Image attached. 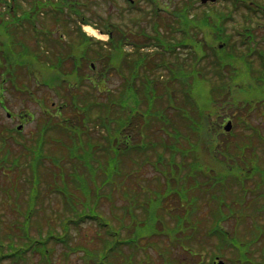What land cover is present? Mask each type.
Instances as JSON below:
<instances>
[{"label": "rangeland", "instance_id": "374dc122", "mask_svg": "<svg viewBox=\"0 0 264 264\" xmlns=\"http://www.w3.org/2000/svg\"><path fill=\"white\" fill-rule=\"evenodd\" d=\"M21 1L22 4L26 3L25 6L29 7L28 2H26L25 0ZM185 1L187 2L189 0H173V2H170L168 4L170 5V8L173 9L174 7ZM110 3L111 0L107 4H103L97 1V10L104 12L107 15H112L114 19H118V15L116 13L117 11L110 7ZM197 5H199V3H197ZM221 5L222 0H219V3L216 5V7L220 8ZM205 9L206 8H204V10ZM201 11H203V9H201L200 12ZM22 19L25 20V18ZM22 19H18L14 22V34L12 35V37H8L4 28L0 26V38L4 40V42H6L5 47L9 50V59L4 58L0 60V64L3 65V70L0 76L4 79L8 75L10 64L18 66L20 68V71H24L26 67L31 66L35 68L33 71L34 80L38 83H42L47 72L46 62L48 56L46 54L51 51L50 47L45 43V40L47 38L54 39L56 36H58L56 34L57 30L51 29L48 26L45 27V29L43 30V34L41 35L42 44L38 45V43H36V45H33L30 43V40L32 38L36 40L39 38L38 29L24 30L26 23ZM48 20L51 22L50 25H55V23H53L55 22L54 20ZM124 20L127 23L131 24V19L129 20V18H124ZM237 21L238 18L235 23ZM231 26L232 25L229 24V31L231 29ZM259 33H261V31H259ZM68 34L69 32H66L67 36ZM23 45L26 46V48L28 49V53H26V55H24L22 51ZM35 54H38L39 57L35 56ZM20 71L19 73L22 76L21 78L23 79V81L26 83V87L29 88V90H32L31 92L34 93V96L36 97L35 101L42 99V97L46 100V103L47 101H52V103L46 104L45 107L43 105L42 107H40L38 103L32 102L34 101L32 97L30 98L32 100L28 101L26 100L25 95L19 96V94L11 93V91H8L6 89L5 104L10 111L14 112V114H17L19 111H25L29 109L35 113L34 119L30 122H26V125L22 130L23 135H28L29 137H31L32 133L39 129V127L41 126L40 124L43 121V113L45 112L52 114L54 112L53 108H55V106L53 105L54 107H51V105L57 100V98L55 95L52 94V91L51 89H49V87L42 84L36 85L34 81L27 77H24L22 71ZM208 71L209 77H211L212 79L208 77H196L193 79L190 78L188 80V88L190 90V102L194 105V108L188 107L186 109L190 112L191 116H194L195 113L199 112L200 110H203L204 107L211 108V106L213 105L212 100L216 94V99L218 98L220 99V101H225L221 105H218V114H220L222 107L226 108L223 109V112L226 114L238 113L239 118H235L234 120L237 122V124L235 126H232L230 131H233L235 134H240L235 136L229 144L228 142L231 139V134L227 135L226 137L225 133H229L230 131L225 132L222 130L223 133L221 132V134H219L221 137L219 138L221 142L228 140V142L222 143V145L224 147L226 146L227 148V150L225 151L221 150V148H215L217 145V139L213 135L208 133L206 125L199 127L200 143L206 145L209 151L214 153V155L216 156L213 157L211 155L212 153L206 151L205 147L202 146L203 155H201V158L203 159V162H208L206 164L216 168L215 174L220 175L224 178L222 183H226V178L228 176L233 177L232 182L228 183L230 184V188L228 189V191H225V196L229 202L232 200L228 199V197L235 198V200L238 202L236 205V210L238 211V214H236L233 218H230L229 220L223 222V226L228 229L231 234H233L232 238L239 239L240 242H244L247 244L249 240H253L254 242H256V244L251 246V251H247V259L242 261L238 260V264L260 263L261 261H264V88H259L252 82L246 80V75L242 73L243 78H241L240 80L238 77H235L234 84L237 85L238 83L243 82L245 80L248 81V84H244L245 86L242 90H239L236 86L233 85L234 96L231 97L229 95L231 99H229L228 101L234 99V102H227V97L221 95L218 87H216L219 84L214 78L213 69H209ZM151 74L152 76H160L164 73L158 71L151 72ZM117 82L118 79L113 78L112 83H110V87L114 88L118 84ZM17 87H19V85H17ZM2 94L3 90L0 87V99L2 97ZM243 105L246 107H244ZM204 111H206V109ZM173 115L175 114H171V119H173ZM214 120H216V118L213 115L210 119L211 124H214ZM245 121H248L250 125H259L260 127H256L254 130L247 132L245 137L244 133L241 134V132L245 131V127L243 126L245 125ZM217 122H219V120ZM0 123H4L10 128H15L18 124V121L6 118L5 112L1 110ZM191 127H198V125L196 123H193L191 124ZM0 131H4L3 128L0 127ZM51 134L58 135V132L52 131ZM235 134H233L232 136H234ZM160 136L161 133L158 138H160ZM244 139L247 140L245 141ZM20 140L21 139L19 137L18 141ZM66 143L67 144L62 143L60 146H58V149H55L52 154L56 155V157H59L62 153V149L70 152L71 141H68ZM54 147L57 148V146ZM16 148H18L16 145H11L12 151L18 153V151H16ZM217 157H219V160H217ZM21 160H23V158H21ZM63 160L64 157L59 158L58 162L56 163V166L54 165V167L59 171V173L61 172V169L63 167ZM29 162L30 165L34 167V162L31 159ZM215 162L218 165H216ZM74 165L75 163L71 164V169H74ZM196 167L197 168H194L193 171L199 172L198 175L201 177L204 176L203 172L207 174L210 173V169L208 167H205L204 165L199 166L197 164ZM42 168L43 167H40V173ZM69 168L70 165H67L65 170ZM2 169L3 168H1L0 170ZM123 169L124 174L126 177H128V179H126V177H124L123 179H117L115 181L116 184L111 185L114 188L113 190L109 188L111 186L106 187L105 192H107L109 198H105V196H102L97 207L99 209L98 211L100 213L105 214L107 218H110L112 223L117 227L120 228L122 224H125L126 228L122 230L123 232H128L129 230H134L135 227L137 229H141L142 225L139 223L140 221H138L141 218L137 219V217L125 216L122 211V206L124 204L127 206V204H129L133 199L131 197L128 200L127 198L126 200H124L122 198V194L117 192L116 189L119 188V186H121L122 183L125 182L129 183V185H134V177L136 176L134 172V174H132L133 176L130 175V166H128L127 164L124 165ZM243 169L246 170V173L242 172ZM3 170L7 173V175H5L4 172L0 171V219L2 220V222H4L5 231L14 234V237H18L20 232L16 226L17 220L20 219V215L18 214L17 210L10 209L11 199L10 197L6 196V191L8 189L15 188L20 193H22V198L19 203L23 207L28 185L26 177L27 175L25 170H13L14 173L10 178L11 170H9V167L8 169ZM151 175H153V173L148 167H146L145 171L141 170V172L138 174V176L141 178V180H139V188H144L150 184L149 181L143 178ZM49 177L50 176L48 175V173H45L44 193L40 199L39 206L37 207V211L35 214V219L33 221V228H36L38 225L42 226L43 232H45L47 228L53 230L56 229L61 216H63L64 213H68V210H66L61 204L62 202L60 197L50 191L52 180L49 179ZM184 177L185 178L183 179V185H185V188H189L193 177ZM257 177L262 180V183L258 190V192L261 193L257 194L255 197H250L252 194L251 192H249L250 194L248 193L246 194L247 196H245V194H243V192L240 191L238 188H249V182H255V178ZM134 191V193L136 194L139 193L136 189ZM207 191L208 189H206V192ZM192 195L197 197V203L194 204V208H191L192 210H194V213L189 210L187 212L188 217H184L185 220L189 218H196L201 223L200 233L198 232L196 234L195 239L192 240V245H189L187 243V241L189 240H184L185 235L183 232L178 231L175 236L173 235V232L176 227L172 226L175 223V220L171 216L169 218L167 216L166 220L168 221V227L169 229H172L170 237H156L157 239H154L152 237V242L150 243L147 240L140 239V246H138L139 248L136 246L123 247L121 250L123 253L120 255H118L117 253L118 256L116 255L112 257L110 259V262L112 264H212V260L214 259L211 257L210 253L212 254L213 252H216V246H219V238L218 236L216 237V235L213 236L212 232L214 230L221 229L220 222L210 228V232L208 233L207 237L205 235V228H208L209 225H211L212 223L210 221L215 216L214 206L216 204L214 203V201L207 199L205 194L198 191V189L193 191ZM79 198H81V195H79ZM175 202L178 203L179 201L177 198H174L172 196V199H170L167 204L171 205V207L173 208V206L176 204ZM188 208H190V206ZM220 212L223 213L224 210L220 208ZM136 213L139 217H143V213L139 212L138 210ZM196 223H198L199 225V222ZM6 228L9 230H6ZM101 235L102 232L98 231V228L95 224H90V222H86L85 224H81L78 228L71 230L70 243L72 244V247L83 246L92 249H97L100 248L99 239ZM103 238L105 237L103 236ZM151 244L152 246H154V248L151 247ZM54 247L55 254L58 255V257H56L55 264H82L83 253L81 251L71 253L67 256V259H64L63 247L57 245H54ZM223 250H225L226 254L229 255L228 257L237 258L235 249L226 246L225 248H223ZM162 257H165L164 261ZM221 260L224 261V264H226V261L229 262V260H225L223 258ZM35 261L36 259L33 258L31 264H36ZM27 264H30V261H28Z\"/></svg>", "mask_w": 264, "mask_h": 264}, {"label": "trees", "instance_id": "16d2710c", "mask_svg": "<svg viewBox=\"0 0 264 264\" xmlns=\"http://www.w3.org/2000/svg\"><path fill=\"white\" fill-rule=\"evenodd\" d=\"M218 22V21H217ZM164 26V28L166 29L165 34L167 36L170 35V28H175L177 27V25L179 24L178 22L176 23V21L173 22V20H169L168 21H164L162 22ZM189 24H192V22L190 21ZM187 22H185V25H189ZM171 25V27L169 26ZM197 26L202 27L203 26V22L199 21V24H197ZM201 47H205L204 44L200 43ZM236 46V45H235ZM229 47V46H228ZM232 47V46H231ZM235 47H233L232 50H234ZM204 49H209L208 46ZM120 50H118V48H114L113 51H111L108 55V59H118L120 58V56L118 55ZM242 53V52H241ZM234 55L237 56V50L234 51L233 55H228V57H225L226 54L220 58H224V60H220L219 59V64H222V62H225L226 64V68H230V69H234V66H230L229 62H231V60L233 61ZM130 59V58H129ZM161 61V60H160ZM146 63V64H145ZM145 63L142 64H134V69H139L142 67H146V69L150 70L152 68V65L150 64V61H147ZM128 64V63H127ZM117 66V65H116ZM132 67V64L131 66ZM253 68V67H252ZM251 66L247 67V71L249 72V76L253 75H257L259 72H253L252 71ZM258 70H260L261 68H257ZM252 72V73H251ZM239 75V74H238ZM13 79L12 81L15 83L17 82L16 80V74H13V77L11 78ZM259 81L256 80V83L258 84ZM147 84V81L143 82V87L145 88V85ZM161 88H163L165 91V94L162 96V99H160V101L157 102V104L159 105V109L163 110V108L166 106V103H169V100L166 96V89H168V85L165 86H161ZM146 89V88H145ZM61 90L63 92H67L66 87L64 85L61 86ZM93 92V93H92ZM89 91L87 92V95H83V94H77V101L75 102V95H72L70 92H67L68 94H60L61 98H62V102H64V106H67L64 109V112H70L68 115H66L64 112V116H67V118L64 120V123H66L69 128H70V151H72L73 154L78 155L80 158H82L84 160V163H86L89 167H86V169L89 171V169L93 168L92 162L97 163V166H101L100 164V157L101 152H108L107 147L102 144V138L99 140H94L96 143H100L102 144V147H98V145L96 143H88L85 141V139L83 140L82 138H84L83 136H81L80 134V121L83 119L84 117H90L92 115H94L93 117H90L89 120H91V125H96V124H100L101 125V115L102 113L105 111L103 109V107H106L107 105H105L104 103L102 104L100 102L99 105H97V96H96V92L95 91ZM140 94V98L141 99H145V96L142 94V90L139 91ZM119 96H111L108 99V105L110 106V115L114 118L117 119H121L120 118V113H124L122 111H120L118 108V101L116 100ZM97 105V106H96ZM68 109V110H67ZM194 111V110H192ZM126 116H128L129 118H126L124 120V124L121 125L119 123V121L117 120V122L114 124L113 129H111V135H110V139H111V144L109 146V149L115 154V155H125L130 156V160H135L134 157H138L141 158L143 157V155H146V150L148 148H151L150 150H153L155 154H157V158L159 160L165 159V153H160L159 150L161 149V140L162 139H167V140H172V135L176 134L177 132H180V136L179 138L177 137L178 140H181V136H182V128H186L185 124L187 123V119H192L191 122L197 121V119L195 118V114L194 116H190L189 113L187 111H178L177 113H175V115H173V119H166L163 122H160L159 120H152L149 121L147 119H145L143 117L142 114L139 113H133L132 116H129L128 113H125ZM95 117H98L97 120H95ZM81 119V120H80ZM84 124V120L82 121ZM193 123V122H192ZM87 127V125H86ZM133 130V137H132V141L136 142L137 147L140 149L143 146H146L145 149L143 151L137 149H129L128 151H125L126 148L129 147V145H123L120 141V137L119 135L122 134L123 132H128V131H132ZM186 131L189 132V130H192L191 126L189 125V128L185 129ZM177 131V132H176ZM60 134L63 131H60ZM160 138H158V136L160 135ZM79 137H81L82 139V144L80 145H76L74 143H72L73 141H75L76 139H78ZM60 138V139H59ZM67 138V139H66ZM155 138V139H154ZM3 137L0 134V156H1V160L3 163H6L12 167H17L19 170H25L28 173H32V174H40V167H43L42 169V173H44L46 171V166H44V164L41 163L40 161V157L42 155V153L44 155H51L53 153L52 151V147L51 144L44 146L46 144H48V140H46L45 138H43L41 135H37L34 137L35 139V144H32L31 146H25L23 145L25 148H23V150L25 151H18V153L13 152L11 149V145L8 141H3L2 140ZM54 139H59V140H64L68 142V135H61L60 137H55ZM129 139L131 140L130 137H128V139H126V143H128ZM160 140V141H159ZM45 142V143H44ZM86 142V143H85ZM166 142H163V144ZM60 144V143H59ZM67 144V143H64ZM154 144V146H152ZM168 144V143H167ZM174 144V143H173ZM61 145V144H60ZM58 145V146H60ZM155 148V149H153ZM64 149H62L63 151ZM132 150V151H131ZM166 150V149H164ZM158 151V152H157ZM152 153V154H154ZM184 153V152H183ZM24 155L22 157L18 156V155ZM170 157H169V161L173 162V153H170ZM66 155L68 156V153L66 152ZM122 155V156H123ZM185 156V153L183 155V157ZM21 158H23V160H21ZM30 158L33 162H34V167H32L30 165ZM187 158L185 159H181V161H186ZM137 161V160H136ZM115 163V158H111L110 160V165H114ZM84 165V164H83ZM85 166V165H84ZM170 168L173 170H176V173L178 172L177 167H176V163L174 165H170ZM114 167H107L104 168V172L107 175L108 179L107 182L110 184L112 181H116V179H118L119 177L122 176V178L126 177L124 175V173H119V176L116 175L114 171ZM29 170V171H28ZM48 170V169H47ZM102 173L105 177L106 175L103 172H99ZM188 175V172H187ZM155 179V177H154ZM176 179L173 180V182ZM177 180H179L178 183L176 184H172V187H170L167 191V194L165 196H163L162 193H160L159 191L162 190V188H160L157 184V180L155 179V188H152V190L149 188V192L151 193L149 194V197H144L142 200L143 202L139 201V193H134L135 191V185L137 184V182H135V184H131L129 185V183L125 182L122 183L121 186H119V188L116 189L117 192L122 194V198L124 200L130 199L132 197V201L127 204V206L124 204L122 206V209H124V214L125 216H129V217H136L137 219H139L138 221H140L139 223L142 225L141 229H137L136 227L134 228V230H129L128 232H121L124 236L125 239L131 238V240L128 241H120L119 239L116 240L113 243V246H111L108 250L111 251L113 249H116L117 246H121L122 244H129V247H133V245H131V243H134V239H142V240H147L149 243L152 242L151 236H154L155 234L160 235V237L164 236L166 234V231L169 229L168 224H167V216L168 218L171 216L172 218H174L175 222H188V223H184L180 230L184 233L185 237L187 240V243L190 245H192V240L195 239L196 234L201 230L200 227V221H198L196 218H192V219H187L184 220L182 218V216L180 215L182 209H183V204H181L180 202L176 203L174 205V209H172L171 205H168L167 203L169 202V200H166V197L169 196H173L174 198L179 199L180 201H185L186 197H187V203L190 205V211L192 213H194V210H192L191 208H194V204L197 203V197L192 195V192L195 191L196 189H198V191L202 192L203 194H205V196L207 197V199L212 200V199H216L219 197V193H221L222 191L225 193L226 190H228L230 188V186H228L227 188H220L218 189V185H214V183L212 181H207L206 179H202V177H200L199 175H194L193 180H192V184L190 183L189 188H185V185H183V180H181V178H178ZM262 180H260L261 182ZM111 185V184H110ZM138 187V186H136ZM110 189H114L112 186L110 187ZM206 189H208V191L206 192ZM140 190V189H139ZM205 190V191H204ZM259 189H257L258 191ZM157 191V192H156ZM256 191V192H257ZM261 192H258L257 194H260ZM135 194V195H132ZM37 192L34 190L33 192V196L32 198L36 197ZM189 196H191L190 198H188ZM226 197V196H225ZM145 198H150V201L147 202ZM193 198V199H192ZM122 199V201H123ZM166 200V201H165ZM152 202H156L157 206L160 208L158 210H153L151 208V204ZM233 205H237V201L233 198L232 201H230ZM223 202H220L219 204H221ZM215 208L214 211V217L213 219L210 221L212 222L211 225H209V227L205 228L210 229L211 227H213L215 224H217L219 222L220 219V210L218 208ZM137 212V210L141 213H143V217H139L138 214L136 213V216L134 215V212ZM233 212L231 214L235 215L238 214V211L235 209H232ZM224 216L229 214V212H223ZM36 214V213H35ZM195 215V214H194ZM193 215V216H194ZM34 217V216H33ZM31 217V218H33ZM91 216L89 214H81L77 217V219H74L73 222H84L85 219H90ZM30 220V215H27L25 217L24 222L27 223ZM136 221V220H135ZM217 221V222H215ZM160 222L161 224V228H160V224L158 223ZM163 222V223H162ZM199 222V225L198 223ZM158 223V224H157ZM155 224L159 225L158 229L160 228V231H158V233L156 232V228H155ZM39 226V225H38ZM41 228H43L42 226H40ZM125 224H122L121 227H118V232H113L110 231L108 232L109 235L111 236H117V234L120 235V231L122 229H125ZM212 234H216V237L218 236L219 238V246L217 245V251L213 252L212 254L210 253L211 257L212 255H218L219 257L225 259V260H229L228 264H238L239 261L245 260L247 259L246 254L247 251H251V244L253 242V240H249L248 244L244 243V242H240L239 239L235 240V239H231L230 237V232L228 230H222V229H218V230H214L212 232ZM7 235H8V239H7ZM129 235V236H127ZM24 237L18 236V237H14V234L10 235L9 233L6 234V236L3 238L5 241H7V245H8V253L7 255L12 256V257H16L18 259L24 258L27 255H32L35 252H38L40 255L43 256V263L44 264H50V259H52L51 254L47 255V258L45 259V255H44V251L49 249L46 248V243L47 241L52 237V234H48L46 236V240H38V239H29V234L27 232H25L23 234ZM147 237H151V238H147ZM100 244L102 245L103 248V243L107 240L106 238H101L100 237ZM131 245V246H130ZM226 246L233 248L236 250V254H237V258H233V257H228L229 255L226 254L225 250H223V248H225ZM151 247L154 248V246ZM82 248H85L82 246ZM101 247L98 249H96V251L92 250L93 252H90L87 249H84V251L86 252V255L83 257V261L82 264H107L105 262L106 260V255L100 254ZM119 249V248H117ZM116 253H123L122 251H116ZM235 253V252H234ZM102 255L101 258L99 259L98 255ZM24 256V257H23ZM64 259H67V257L65 255H63ZM264 257V254H263ZM131 261V260H130ZM132 262V261H131ZM112 264V263H111ZM260 264H264V261H261Z\"/></svg>", "mask_w": 264, "mask_h": 264}, {"label": "flooded vegetation", "instance_id": "af4514ba", "mask_svg": "<svg viewBox=\"0 0 264 264\" xmlns=\"http://www.w3.org/2000/svg\"><path fill=\"white\" fill-rule=\"evenodd\" d=\"M11 1V0H10ZM58 1V6L60 4V7L63 9L62 11H60L61 16L63 18H86L88 16L91 15V11H89L88 5L91 3L92 4V0H57ZM122 4H123V8L119 9L118 14H121L123 16L126 15L127 12H131L129 11L130 9L133 8V6L131 4L135 3V0H121ZM75 4H78V7H76ZM87 4V11H81L78 10L77 8H85V5ZM31 12H17V15H29ZM42 12H39V15H41ZM44 22H43V27L42 29L40 28V33L39 35L43 34V30L45 29L44 26ZM39 25H41V21H39ZM40 27V26H39ZM73 30V33H76V27H72L71 28ZM41 41V38L39 39ZM28 118L25 116V114H22L21 116V120H27Z\"/></svg>", "mask_w": 264, "mask_h": 264}, {"label": "bare ground", "instance_id": "6f19581e", "mask_svg": "<svg viewBox=\"0 0 264 264\" xmlns=\"http://www.w3.org/2000/svg\"><path fill=\"white\" fill-rule=\"evenodd\" d=\"M86 30H87L89 33H91V34L96 35V32H95L94 30H92V29H90V28H86Z\"/></svg>", "mask_w": 264, "mask_h": 264}, {"label": "water", "instance_id": "95a60500", "mask_svg": "<svg viewBox=\"0 0 264 264\" xmlns=\"http://www.w3.org/2000/svg\"><path fill=\"white\" fill-rule=\"evenodd\" d=\"M205 1V0H204ZM218 264H222L221 262L220 263H218Z\"/></svg>", "mask_w": 264, "mask_h": 264}]
</instances>
